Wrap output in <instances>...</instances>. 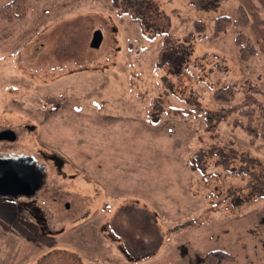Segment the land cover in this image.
<instances>
[{
  "label": "rangeland",
  "instance_id": "1",
  "mask_svg": "<svg viewBox=\"0 0 264 264\" xmlns=\"http://www.w3.org/2000/svg\"><path fill=\"white\" fill-rule=\"evenodd\" d=\"M131 3V18L143 24L130 18ZM239 5L257 47L248 60L239 57L237 26L212 35L215 18L239 17ZM195 19L206 22L207 35L178 40ZM167 28L174 44L163 50L158 32ZM184 46L196 51L186 60L200 68L199 80L221 72L241 89L249 82L264 89V0L210 9L189 0H31L24 21L2 23L0 127L20 124L17 141L0 152L31 154L47 170L53 160L42 151L56 154L79 175L67 181L76 190L69 209L0 198V264H205L214 249L235 256L225 264H264V155L224 129L231 157L227 170L217 166L210 147L222 135L184 102L207 110L213 86L192 90L195 76L180 65Z\"/></svg>",
  "mask_w": 264,
  "mask_h": 264
},
{
  "label": "trees",
  "instance_id": "2",
  "mask_svg": "<svg viewBox=\"0 0 264 264\" xmlns=\"http://www.w3.org/2000/svg\"><path fill=\"white\" fill-rule=\"evenodd\" d=\"M221 1L224 0H189L193 7L199 9L213 8ZM116 3V5L120 8L123 7L122 4L118 2ZM135 8L134 3L129 5L128 10H132L130 18L134 17L133 11L136 10ZM30 9L31 0L6 1L0 6V27L2 23L12 24L16 21L25 19L29 15ZM239 9L241 15L237 18H233L228 14L218 15L213 23L212 35L215 38L219 37L222 34L227 33L231 25L237 26L238 30L235 34V44L238 47L239 57L242 60H248L250 57L255 55L257 47L253 43L250 35L245 31L251 22L250 15L242 5H239ZM132 20H138L141 24L144 23V21L139 18ZM162 32H165L164 37L166 43L163 48V50H165L169 48L168 46L174 44L171 41V37L175 34L172 30H170V28L164 29L158 32V34H161ZM206 35V22L203 19H195L193 21V29L183 33L182 38L178 37V40L182 39L185 42H193L197 40L198 36L205 37ZM189 49L184 46L181 50H178V52H182L180 65L187 62L186 66L188 71L190 74L195 76L192 83V90L194 89V91L200 94V92L206 90L210 86H213L214 88L212 87V91L210 93V100L212 104L210 103L211 106H209L207 110H198L197 107L195 110L194 108L196 106V102L194 101L184 100V102L188 104L191 103L190 105L192 109L190 115L192 117L202 119L204 125L212 122L213 124L211 126V130L217 131L220 136L222 135L221 140L216 139V143L210 147V153L220 155L217 166L219 165L223 170H227L228 159L231 157V155L226 152L227 143L225 138L227 134L224 129H227L229 134L231 133V130H234L239 135H243L247 140V143L244 144L246 148L253 149L254 152H261L264 155V89L260 85L250 82L246 89H241L238 81L235 80L231 82L227 75H222L219 69L216 68L217 66L211 67V70L218 73L220 72L219 78L214 79V77H212L211 80L207 79V81L199 80L198 71L200 68L186 60L188 59L187 56H189V54L193 55L194 52H196L193 48ZM186 52L188 55H186ZM192 58L195 57L192 56ZM222 79H227V85L219 88L216 87L215 84ZM200 87H202V91L200 90ZM166 88V92L170 97H172L174 92L172 84H168ZM176 102L184 106L183 103H180L179 101ZM204 111L207 112L205 118L204 113H202ZM231 147L233 146L231 145ZM257 148H259L260 151H258ZM86 177L89 176L87 175ZM23 199L25 202L29 201V199L25 197H23ZM234 258L235 256L230 251L225 249H214L206 252L205 264H225L232 261Z\"/></svg>",
  "mask_w": 264,
  "mask_h": 264
},
{
  "label": "flooded vegetation",
  "instance_id": "3",
  "mask_svg": "<svg viewBox=\"0 0 264 264\" xmlns=\"http://www.w3.org/2000/svg\"><path fill=\"white\" fill-rule=\"evenodd\" d=\"M25 120L22 119V122H24ZM14 122V121H12ZM20 121H15L14 123H12L13 126H6L5 124L1 125L0 127V134L4 131L5 134H3L4 136H9L11 135V133H9L7 130H11L13 131V133L15 134V138L13 140L8 139V138H0V147L3 149H8L9 145L12 143H15L17 141V129H18V124ZM21 122V123H22ZM28 128H34V125H27L25 124ZM20 145V143H18ZM19 155H31V154H27L24 152H14V151H10L8 153H1L0 152V157L1 158H7V157H17ZM42 155L43 157L50 159L52 157V163L50 164V167L47 170V166H46V162H40L36 156H33L34 159L36 160L37 164L45 171V180L44 183L42 184L41 188L36 192L35 195L33 196H20L18 198H12V197H2L0 196V198H4L6 199V201H11L9 203L14 204L13 202H19L20 199H22L23 197L29 199V201H27L30 204H39V203H47V205H49L51 208L55 207V212L58 211L57 207L58 205H61L62 201H63V205L66 208H71V203H69L67 197L69 194H72L74 191H76L75 189L67 186V181H73L75 179H77V175H79V173L76 171V169L72 168V167H67L68 163L67 161H65L64 159L58 158V156L56 154H50V153H44L42 151ZM54 158V159H53ZM67 169V170H65ZM81 175H83L82 177L88 181H94V180H90L89 178H87V174L80 172ZM56 181H59V179H64L63 181H66V187L64 188L62 185L60 184H54L53 182H55L54 180L52 181V179H54ZM51 180L50 182H48V180ZM69 185V184H68ZM62 194L61 196L63 198H58L56 196V194ZM83 193L85 194V192H80V194ZM95 195H90L91 197H94ZM89 197V196H88ZM85 199V200H84ZM24 200V199H23ZM90 199L89 198H83V201L81 200L79 203L84 205V204H90ZM81 204V205H82Z\"/></svg>",
  "mask_w": 264,
  "mask_h": 264
},
{
  "label": "water",
  "instance_id": "4",
  "mask_svg": "<svg viewBox=\"0 0 264 264\" xmlns=\"http://www.w3.org/2000/svg\"><path fill=\"white\" fill-rule=\"evenodd\" d=\"M102 40V31L96 30L93 35V45L97 46ZM11 135L0 138L13 140L15 134L7 130ZM45 171L37 164L31 155H19L17 157H0V196L18 198L20 196H33L41 188L45 180Z\"/></svg>",
  "mask_w": 264,
  "mask_h": 264
},
{
  "label": "crops",
  "instance_id": "5",
  "mask_svg": "<svg viewBox=\"0 0 264 264\" xmlns=\"http://www.w3.org/2000/svg\"><path fill=\"white\" fill-rule=\"evenodd\" d=\"M26 19V18H25ZM25 19H23V21L25 20ZM21 21V20H20ZM13 24V23H12Z\"/></svg>",
  "mask_w": 264,
  "mask_h": 264
}]
</instances>
